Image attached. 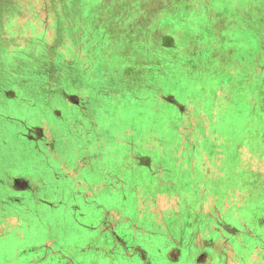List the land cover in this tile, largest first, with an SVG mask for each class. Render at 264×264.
<instances>
[{"label":"rangeland","instance_id":"obj_1","mask_svg":"<svg viewBox=\"0 0 264 264\" xmlns=\"http://www.w3.org/2000/svg\"><path fill=\"white\" fill-rule=\"evenodd\" d=\"M85 1L86 8L100 5V1ZM70 2L0 0L1 17L10 6L17 4L10 28L3 23L8 12L0 19L1 44L9 45L11 52L18 46L42 43L47 51L46 59L49 62L50 57L54 59L50 62V75L60 69H56L58 56L57 64L72 72V64L83 61L88 47L76 32L80 25L76 20L79 8L70 9L75 5ZM141 3L138 6L145 12L141 19L147 16L150 24L135 18L132 22L137 24V29L146 27L142 33L138 30L144 42L157 41L158 64L153 67V63L148 62L152 61L154 52L147 50V59L138 55L131 59L133 66L127 61V67L144 71L141 80H146V84L151 82L150 87L153 84L151 92L161 112L158 117L148 116L152 112L146 110L144 120L154 125H139L134 131L131 130L133 125H129L127 129L112 131V137L118 139L126 134L131 135L129 139H134L133 134L141 136L143 141L139 148L144 153H137V147L127 141L121 142L123 147L109 144L113 151V177L106 185L97 182V188L91 183L92 193L90 191L95 194L96 190L97 195H102L100 203L108 211H104L106 216L96 211L85 221L88 225L98 224L95 230L100 235L93 240L81 237L84 242L75 246L81 245L80 251L85 255L76 256L74 263L200 264L201 260V264H264V0H141ZM67 13L73 25L66 21ZM114 14L111 11L109 17ZM143 40L138 39V46ZM8 64L6 62L5 66ZM2 66L7 78L8 68ZM170 67L173 71L171 90L167 75ZM120 78L122 76L115 77L114 82ZM1 90L3 95L15 100L17 88L6 86ZM109 90L115 92L121 88L116 86ZM68 95L72 102L83 101L79 96L72 99V95ZM143 101L147 103L149 99ZM62 107L68 114L66 103ZM8 111L2 114L15 118L16 115ZM121 112L123 119H128L125 111ZM43 117L47 122L45 113ZM111 119L113 117L109 116L108 122ZM17 120L19 118L7 119L0 127L9 132L16 129L26 132L22 136L23 147L32 154L41 153L39 145L44 143L48 149L51 144L42 137V131L32 129L29 133L26 123ZM127 124L125 122V126ZM121 158L127 160V165L118 162ZM126 166L130 175L125 174ZM60 169L52 170V175L62 174ZM32 174L31 169L0 174V187L6 186L10 192L19 191L22 185L13 181L15 177H24L31 187L44 186L41 175L36 178ZM80 177L75 186L80 184L88 189V181L94 179L85 178L84 174ZM53 183L56 185V180ZM70 183L65 187L74 185L73 181ZM51 200L49 203L55 205L56 197ZM41 202L39 208L48 204ZM46 213L45 220L50 223L65 217L63 226L54 229L49 236L45 231L37 233L33 227L24 234L25 231L20 232L16 227L20 245L11 254L3 253L7 247H1L0 264H26L28 257L34 260L28 264H38L35 259H39L40 247L46 240L51 242L52 238L66 232L64 236L68 241L75 239L80 229L74 222L72 228L69 227V211L51 209ZM42 214L44 211L38 210L35 216L40 218ZM16 221L12 213L6 214L0 223V236H8L9 230L15 233L9 226ZM17 223H21L20 219ZM53 227L54 224L41 230L49 231ZM110 229L113 233H109ZM35 239L39 241L31 246ZM26 242L30 243V248L23 247ZM90 250L94 252L91 256L87 255ZM69 253V257H74ZM60 263L61 257H56L55 264Z\"/></svg>","mask_w":264,"mask_h":264},{"label":"trees","instance_id":"obj_2","mask_svg":"<svg viewBox=\"0 0 264 264\" xmlns=\"http://www.w3.org/2000/svg\"><path fill=\"white\" fill-rule=\"evenodd\" d=\"M85 2V0H71L70 2L71 4H75L70 9L73 7L74 10L75 8H79V15L76 17V20H79L80 25L77 27L76 32L81 35L80 39L83 44H87L88 47V50H86L87 54H83V61L81 62L80 59V62L75 61L72 64V72L70 68L57 64V61H60V56H58L56 59V69L57 67H60V69H57L55 75H50L49 66L50 62L54 61V59L50 57V62L46 59L48 57L46 55L47 51L44 49L42 43L37 44V46H18L10 52L11 49H8L10 46L1 44L2 40L0 38V123L6 122L7 119L16 120V118H19L17 121H21V123L24 121L26 126H28L27 132H33L31 131L32 129L42 131V137L46 138L48 144H51L48 145L49 149L47 150L43 146L45 143L41 146L39 145L41 153L32 154L23 147L25 142L22 136L26 135V132L24 133L22 130L17 129L10 130L11 132H9L3 127H0V174H12L18 170L31 169L34 177L38 178L41 175L44 184V186L35 187L33 191H30L28 189L30 184L24 177H22L24 180L15 177L13 181L21 184L22 190L10 192L6 186L0 187V193L4 192V194L0 195V223L4 221L8 213H12V215H15L17 221L19 219L21 221L19 225L16 221L14 223L15 225L9 226L14 228L16 235L13 230H9L8 236H0V248L6 246L7 251H2L3 253L8 252L9 254L17 250L18 244L20 245V240H18V230L16 227L20 228V232L25 231L24 234L28 233L27 229L29 227H33L32 230L36 229L37 233L39 230L45 231L48 236L57 227H62L65 217H58L57 223H50L45 220L48 213L45 214V212L51 209L57 210L56 206L58 204L65 203L68 209H70L66 210L70 212V219L73 220L75 218L81 223L78 226L80 232L77 233L74 242L68 241L64 233H60V236L56 239L52 238L54 240L51 242H48L50 240H46L45 244L40 247L39 259H35L38 264H55L56 257H61L60 264H75L74 258L76 256L80 258L79 255H85V252L80 251L81 245L75 246V244L84 242L85 239L81 240V237L93 240L99 238L98 235H100L95 230L98 224L88 225L85 221L96 211L98 214L102 212L101 214H104V216H106L104 211H108L106 206H102L100 203L102 201V195H97L96 190L95 194H91L92 188L89 183L88 189L85 190H79L75 186L76 181L73 183V186H69V190L66 187L65 191L68 190V192H64L63 194L57 192V187L62 185V181L58 178L60 176H53V171L46 165L47 163L49 165L52 164L54 166L53 168L58 165L60 153L57 149L63 153L65 152L66 157H69L71 153H68V150L73 149L75 146V148H78L84 154V159L87 161L89 158H95L98 162L97 171L100 174L107 173L106 176L107 178L109 177L106 180L101 177L98 183L101 182L99 185H106V181L113 177L112 169L114 168V164L112 163L113 151L111 150L113 144H118V146L123 147V143L128 142L134 147H137V153H144L139 148L140 142L142 143L143 141L141 136L136 137L133 134L134 139H129L131 135L128 137L126 134L124 138L121 136L118 139L114 136L112 137V131H116L122 127L127 129L129 125H133L134 128L131 130L134 131L135 128L139 129V125L142 126L143 124L151 123L144 120V117L148 114L146 110L152 112L148 116L158 117V114L161 112V106L157 104L156 97L151 92L153 84L150 87L148 84L151 82H147L146 84V80H141L143 78L141 75L144 71L138 72L127 67V61L134 60L138 55H142L147 59L145 55L147 50L154 52L152 61L149 60L148 62L153 63V67L158 64L156 61L158 48L155 49L157 41L151 40V42H144L140 33L146 27L137 29V24L133 25L132 22L134 20L133 18L138 22L140 20L150 21V18L146 19L147 16L141 19L145 13L138 6L142 4L141 0H95L100 5L88 8H86L87 6L84 7ZM112 2H114V6H111ZM16 5L15 7L10 6L8 11H6L9 13V16L5 17L3 21L4 26L11 27L12 20L17 13ZM81 8L85 9L82 10ZM111 11L115 12L112 18L109 17ZM6 12H3V17L0 16V19L4 18ZM169 15L172 16L170 12ZM70 16L68 13L66 14V21L69 23L72 22L71 25H73L74 21L69 19ZM154 19L152 20L153 24L156 22ZM111 20H118V22H111ZM138 30L141 32L139 33ZM0 32H2L1 25ZM138 35L140 36L138 37ZM82 38H85V40L83 41ZM138 39L143 40L140 46H138ZM61 60L63 59L61 58ZM169 61L172 64L173 61L171 59ZM6 62H9L8 66H5ZM131 62L133 66L135 63L133 61ZM1 64H3L2 68H8L7 72L9 74L7 78L4 77L5 75L2 72ZM146 65L149 66L148 63ZM147 66H145V69ZM133 73L138 74L137 78H135ZM167 75L168 87L171 90L173 89V71L171 67ZM118 76H122V78L115 83L114 79ZM186 79L189 80L188 77ZM115 85L121 88L120 91H115L116 93L109 90L111 87H116ZM186 85H189V81L186 82ZM6 86L17 88L18 92L15 95L16 98L14 101L11 99L13 97L3 95L4 91L1 90V87L4 88ZM68 94L72 95V99L79 96L83 101L78 99L72 102L68 100ZM144 98H148L149 101L145 103L143 101ZM8 101L11 102V105ZM63 103H66L69 110L68 114H66V111L62 107ZM7 109L9 111L15 109L11 111L12 114L14 113L16 115L15 118L2 114ZM121 111H125L126 116H129L128 119H123L124 113ZM44 113L45 117H47V122L44 120ZM109 116H112L113 119L108 122ZM114 120H117L119 123L117 122L118 124H115ZM125 122L128 123L127 126H125ZM79 124H82V126L79 127ZM151 124L154 125L155 123L152 122ZM160 124V122L156 124V127L159 128L158 126ZM29 133L27 135H30ZM42 137L38 138L44 140ZM47 137L49 138L47 139ZM121 142L123 143L121 144ZM44 155L48 159H45ZM44 161H46V164ZM118 162L127 165V160L124 158L119 159ZM85 165L81 164L82 172L80 174H84L86 178V175L89 173V168L88 164ZM68 168L70 169L72 166ZM125 174H131L127 166L125 167ZM54 180H56V185L53 183ZM68 184L71 183L69 180H66L65 185ZM89 189L91 193L89 196H86V193L90 192ZM55 197L56 206L53 203H49ZM40 201H42L41 204L48 203L45 204L47 209L39 208ZM9 206L12 207L8 209ZM38 210L44 211V214L39 216L40 218L35 216ZM52 224L55 227L49 231L41 230L42 227ZM69 227L72 228L70 223ZM110 232L113 233V230L110 229ZM9 239L11 241L6 242ZM38 241L39 239H35L33 242L30 241V243L32 242L31 246H33L32 244L34 242L36 243ZM30 243L26 242L23 247L28 246L30 248ZM64 245L67 246L64 248ZM67 248L68 250H66ZM54 252L59 254L56 255ZM68 252L74 254V257H69L71 255L70 253L68 255ZM49 256L50 258L47 259ZM32 259V257H28L26 264H28V261H34Z\"/></svg>","mask_w":264,"mask_h":264},{"label":"crops","instance_id":"obj_3","mask_svg":"<svg viewBox=\"0 0 264 264\" xmlns=\"http://www.w3.org/2000/svg\"><path fill=\"white\" fill-rule=\"evenodd\" d=\"M57 151L60 153V156H59L60 160H59V162H60V164H62V168L60 169L61 172H62V174H58L60 176L58 178H60L59 180L62 181V185L60 187H57V192L62 193V194L64 192H68L69 186H68V190L65 191V181L66 180H70V181H73V182H76L77 181V183L80 181L79 180V179H81V177H80L81 174L80 173L82 172L81 164H84V165L85 164L86 165L88 164V168H89L88 176L91 173L96 174V176H94V177H90V176L88 177L87 176V178H93L94 179L92 181L89 180V182H88L89 184L94 183V186L96 187V186H98L97 182H98V180L100 181L101 177L104 180L107 179V176H106L107 173L100 174L97 171V163L98 162L96 161V159L95 158L94 159L93 158H89V160L87 161L86 159H84V157H85L84 154H82L81 151L78 148H75V146H74L73 149H69L68 150V153H71V155H69V157H66L65 152L63 153L59 149H57ZM69 166H72V168L69 169L68 168ZM58 170H59V168H58ZM97 172H98V174H97ZM99 183L101 184V182H99ZM80 186L81 185L79 184L78 189L79 190H82V188H80ZM91 186H92V184H91ZM70 190H72V189H70ZM56 208L57 209H62L64 211L70 210V209H68V206H66L65 203H62L61 205L58 204L56 206ZM44 209H47V207H44ZM72 222H74L77 226H80L81 225L80 221L77 220V219H75V218L73 220L70 219V224L71 225H72ZM66 233H68V232H66ZM66 233H64V234H66ZM78 238H77V240H78ZM152 241H154V240H152ZM73 242H74V240H73ZM65 246H67V245H64V248H65ZM66 250H68V248ZM92 253H94V252L91 251V250L88 251V255L89 256H91ZM49 258H50V256L47 259H49ZM200 259H201V257H200ZM201 263H202V261L200 260V264Z\"/></svg>","mask_w":264,"mask_h":264},{"label":"flooded vegetation","instance_id":"obj_4","mask_svg":"<svg viewBox=\"0 0 264 264\" xmlns=\"http://www.w3.org/2000/svg\"><path fill=\"white\" fill-rule=\"evenodd\" d=\"M80 126L79 127H81L82 126V124H79ZM48 149H49V147H48ZM44 158L45 159H48V157L46 156V155H44ZM59 160H60V158H59ZM44 163L46 164V161H44ZM46 165H48L49 166V169H51V170H54L55 168H62V164H60V162L58 163V165L55 167V168H53L54 166L51 164V165H49L48 163L46 164ZM45 167H47V166H45ZM65 172V171H64ZM80 188H82V189H86L87 187H85V186H80ZM14 189H16V188H14ZM30 191H33V189H35V187H29L28 188ZM65 189H66V187H65ZM16 190H18V189H16ZM19 190H22V189H19ZM0 195H1V193H0Z\"/></svg>","mask_w":264,"mask_h":264}]
</instances>
